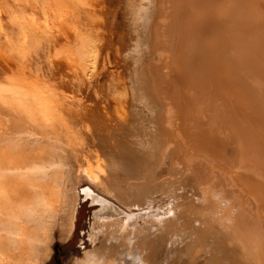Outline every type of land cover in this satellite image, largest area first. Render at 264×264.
I'll return each instance as SVG.
<instances>
[{"label": "bare ground", "instance_id": "bare-ground-1", "mask_svg": "<svg viewBox=\"0 0 264 264\" xmlns=\"http://www.w3.org/2000/svg\"><path fill=\"white\" fill-rule=\"evenodd\" d=\"M138 2L132 36L115 48L125 105L115 117L56 92L65 81L49 79L64 62L53 52L49 79L22 81L6 96L0 89V264H45L65 171L74 182L65 237L82 179L122 207L95 217L98 246L77 264H264V0ZM22 19L44 53L74 33L69 65L89 79L108 57L86 24L46 35L45 19ZM62 131L105 146L94 171L78 164L62 173L58 154L72 139Z\"/></svg>", "mask_w": 264, "mask_h": 264}, {"label": "rangeland", "instance_id": "rangeland-1", "mask_svg": "<svg viewBox=\"0 0 264 264\" xmlns=\"http://www.w3.org/2000/svg\"><path fill=\"white\" fill-rule=\"evenodd\" d=\"M84 1H86L85 4L81 3L80 0L77 3L75 0H70L69 2L66 1V3L68 2V6L59 9L56 8V6L54 7L51 5L52 0H0V27L4 24L2 27L3 30L0 28V82L1 79H3L2 82L5 80L8 82L7 80L11 81L12 78V81L17 82L16 84V82L11 81L13 86L10 81L11 86L7 85L6 82H3L6 84L1 82L0 89H2V94H10L8 90H20L23 88L22 85L19 88V83L22 81H27L28 84L32 83L35 79L36 82L38 81L37 83L42 82L40 79H44V73H48L52 70L53 63H51L50 60H53V53H57L60 58H63L62 61L64 62V65L59 68L60 74L58 73L59 76H56L57 79L53 78L52 80L49 73L48 79L50 78L49 81L54 83L59 81V77L63 78L62 80L65 81L63 86L56 88V92L59 95H64L67 100L78 107L81 104L82 109L83 106H86L88 110L92 107V113L96 110H100L101 112L99 111V114L97 111L94 113L100 117L103 116L106 111L107 116L110 115L115 117V115L124 108L125 105L124 100L122 99V92L120 88L115 86L114 75L116 71H114V66L116 65L117 60L114 57V53L117 46L121 47V42L119 41L117 43L120 37L124 39V35L128 42V38H131L132 36L129 24L131 23L132 26V12L136 10V5L139 2L138 0ZM42 2L46 3V15L44 18L39 9V4H42ZM83 9H91V13L86 14L83 12ZM31 16L36 18L41 26L48 24L47 29L50 32H45L46 35H48V33L50 35L60 28L65 29V31L67 29L68 31L72 25L79 26V28H83L84 24L88 25L92 32L96 31L99 33V37H103L101 44L105 45L107 48L106 51L108 52L106 61L101 63L100 59L98 60L95 68L90 71L92 75L91 79L84 76L83 72L80 70L71 67L69 65L70 61L68 60L71 57L69 50L75 43L76 39L74 33L72 34L69 32H66V34H68L67 37L61 39L54 51H45V53L43 51L41 52V48L37 47L39 44L35 45L37 41L35 35L33 38L35 43H32L30 40H32L33 34L32 36H30L31 33H29L30 35L26 34L24 31L27 29V26L25 27V30H22L21 24L18 22L20 19L21 22H23L24 20L22 18L26 19ZM44 19L47 23L44 22ZM24 25L26 24H23V27ZM20 33H25L27 37L29 36L28 39L30 45L35 46H29V41L25 35H22V37L27 41L23 43L24 40ZM24 44L27 45V49L28 47L30 48L25 54L24 51H27V49ZM20 45H23L24 47ZM19 46L24 50H22L23 52L20 51L21 48H19ZM34 47L35 50H33ZM53 70L56 69L53 68ZM46 79H44V81H46ZM54 79L56 80L54 81ZM62 133V141L68 140L69 136L67 139L65 138L67 133L65 131H62ZM73 136L70 135L69 138L72 139H69L70 141L68 140V142L65 141L66 144H64L67 146L64 145V151L61 153L59 152L58 154L65 164L62 173H64L67 168L71 167V165H76L77 167L78 164L80 165L79 168L81 171L85 168L94 171L102 161L101 158L103 157L99 150L105 149V146L98 145L97 147H93L90 143L89 145L87 144V140L84 137ZM63 175L67 178H64L60 187L63 189V192H67V194L60 195L61 200L57 205V209H59V212H57L58 219L57 223L54 222V224H52L53 232L51 238V251L49 256L45 259V264H77L82 259L85 251L98 246V242L92 237L95 234V217L105 215H110L111 217L120 216V212L122 211V207H118V205L115 206L116 203H114L110 197L82 179V181L76 185L77 199L75 203L76 211L72 224L73 227L67 237H65L61 231L62 228H67L65 226L67 224V215L64 210H66L71 202V192H69V189L74 182L71 174L65 171ZM185 195V197H187H184L185 199H192L191 193L187 192ZM164 205L165 204H163V206ZM109 208L110 210H108ZM128 263L132 264L130 260H127V262L124 263L122 262V264Z\"/></svg>", "mask_w": 264, "mask_h": 264}]
</instances>
